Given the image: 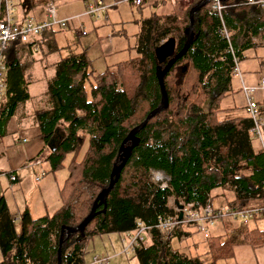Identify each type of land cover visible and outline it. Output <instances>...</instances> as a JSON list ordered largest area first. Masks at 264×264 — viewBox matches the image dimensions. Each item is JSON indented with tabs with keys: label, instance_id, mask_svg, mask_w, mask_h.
Segmentation results:
<instances>
[{
	"label": "trees",
	"instance_id": "trees-1",
	"mask_svg": "<svg viewBox=\"0 0 264 264\" xmlns=\"http://www.w3.org/2000/svg\"><path fill=\"white\" fill-rule=\"evenodd\" d=\"M199 1L192 0L184 9L170 5L163 14L142 18L135 35L136 55L100 73L93 74L83 51L59 57L46 83V107L33 115L44 141L54 127L62 126V136L43 159L49 172L66 170L57 190L59 205L37 217L23 209L14 225L0 195V264H57V257L58 264H83L89 237L123 233L137 221L152 225L157 217L172 212L169 196L200 205L209 191L219 189L220 194L229 191L233 195L223 202L228 208L244 209V204L259 200L264 207V157L252 149L250 119L246 115L217 118V113L226 110L219 102L231 93L227 46L238 58L241 50L252 46V37L263 38L264 12L257 15L243 0H220L219 17L210 2L193 13L188 47L161 79L166 106L123 142V146L133 144L107 191L104 208L97 200L82 230L67 233L64 228L76 225L87 214L97 193L107 185L112 166L121 160V139L158 106L155 74L181 48L188 10ZM145 2L139 0L136 8L142 9ZM160 2L152 1L150 6ZM221 23L232 31L228 42L218 33ZM44 31L49 36L62 32ZM164 39L170 48L159 63L154 52ZM4 65L0 124L17 104L29 99L22 65L17 59ZM256 104L263 114L264 105ZM151 170L167 177L165 186L150 180ZM256 216L264 221V208ZM184 225L192 226L181 224L168 237L151 228L148 240L131 252L137 264H213L231 256L238 237L250 247L264 241V229L256 228L208 235L203 257L178 248L179 236L188 233ZM173 240L176 244H171Z\"/></svg>",
	"mask_w": 264,
	"mask_h": 264
},
{
	"label": "crops",
	"instance_id": "crops-1",
	"mask_svg": "<svg viewBox=\"0 0 264 264\" xmlns=\"http://www.w3.org/2000/svg\"><path fill=\"white\" fill-rule=\"evenodd\" d=\"M46 1L49 0H11L13 5V14L11 17L15 22H18L25 17H30L36 22H41L44 19V4ZM50 1L53 3L56 10L57 7L55 2L56 0H50ZM69 1L76 2L75 0H64V2H69ZM153 1L155 2L164 1L167 3L166 0H153ZM185 1L189 2V0H185ZM100 2H102V0H95V2L92 4L96 6V4L97 3L99 4ZM109 4L110 3L108 4L106 3V5H104L101 3V6H105V8L99 11V13L94 17V19H98L100 13L105 11L106 8L114 7L116 5H119L120 3L114 4L111 7L108 6ZM187 4L181 7H186ZM87 5H89L87 2H83L79 9L82 10ZM167 5L169 4L167 3ZM154 6H157V3H155ZM169 8L170 5L169 7L161 6L159 8L160 10L159 13L156 14H163L167 12ZM254 12L257 14L259 13L256 10H254ZM74 14L78 15L80 13L78 14L74 13ZM74 14L65 15V16L61 15L60 17L69 18L75 16ZM82 17H86V16H82ZM69 22H67L65 27L62 29L49 28L46 30H51V31L56 29L61 31L66 30ZM221 25L223 24L221 23ZM79 27L83 29V26L81 24H78V27L74 29L76 36H78L77 29ZM225 30L228 36L229 33L232 32L228 30L229 31L228 33L227 29ZM54 32L55 33L53 34V36H49L47 34V31H44L43 33L45 34L42 33L39 36L28 37L25 42H21L15 39L14 41L10 42L9 46L7 47L3 55L4 64H7L12 60L17 59V61H19V63L22 65L23 80L25 81L26 91L29 95V99L23 103L17 104V106L13 111V114L10 117H7L3 121V123L0 124V164L2 165V167L0 168V172H10L13 174L14 177L12 185L8 187L6 178L4 176H0V180H1L0 185L4 184V186L8 189L5 190L7 192H4V189H2V187L0 186V195L4 199L8 213L10 214L9 208L14 210V212L10 214V216L13 218L14 225L17 224V214L23 209H26L31 217H37L42 214L51 213L59 205L57 190L66 175L65 171L60 172V168H59L57 170L49 172L50 175L46 177L45 174L47 171L48 164L45 169L41 167V163L45 161L43 159L47 155L48 151L55 146L59 138L62 136L63 133L62 126L57 125L56 127H54L49 138L46 141H44L39 134L37 125L33 118L35 112H38L46 107V100L44 95L46 83L53 76L54 65L59 59V51L61 47L58 46L55 40V34L57 33V31ZM112 33L113 32H111V34ZM251 42H252V46L248 47L247 49L254 47H264V37L263 38L252 37ZM53 47H55L54 50ZM80 48L81 51L85 53L86 58L88 60H91L88 55L89 50L87 49V47L85 46ZM247 49L241 50L239 52L237 58L238 63L245 64L247 61L246 59L250 58V56L243 55V51ZM251 72L257 73L256 70L247 69L246 71L242 72L245 83L241 78L240 79L245 85L255 87L258 85L259 80L264 78L262 76H258L257 78L258 81H255V83H251V77H252ZM229 90L232 91L231 86H229ZM256 91H264V90H256ZM226 97L228 96H225L222 100H224ZM253 101H255L258 104L264 105V103H260L257 100L253 99ZM243 106H244V102L243 104H241V106H239V108L242 111L241 113L235 108L236 106H232V105H227L225 108H221V109H226L227 115L229 117L244 116L245 113L243 110ZM262 116L264 117V113L262 114ZM252 140L254 139L252 138ZM252 140H251V145L253 151L255 152L259 150L261 151L259 145H258V149L254 148L255 142ZM34 160L35 161L38 160V163H35ZM40 170H43L44 174L39 176L38 179L35 180L34 177L35 175H38ZM152 171H159V170H152ZM25 172L27 173L31 172L32 181H34L37 184L36 187L29 188L27 193H25V189L27 188ZM219 192L221 193V190L219 189L211 190L208 192L210 202L212 201V196L214 197L215 194L221 196L223 195L220 194ZM225 193H226L225 194L226 201H230L233 196L232 193L229 191H226ZM213 206L223 208V206H218V205H213ZM255 216L251 218L254 219L259 217V216L257 217ZM261 219L252 221V226H250V228H240V229L248 230L251 228H256L262 230L264 229V221L262 222ZM211 227L216 228L217 233L215 235H220L223 234L224 232L232 234L234 233L235 229H237V228H232L229 221H225V220L221 221L219 226H216L214 221L213 224L209 227V229ZM169 234L164 236L168 237ZM208 235H212V234L209 232ZM238 236L239 234L237 235V237ZM147 237H148V233L145 236L144 242L147 239ZM235 241L236 243L231 247L232 254L228 262H231V264H264V241L257 247H250L245 241L244 242L240 241L239 237ZM89 257L85 258L84 255V261H87Z\"/></svg>",
	"mask_w": 264,
	"mask_h": 264
},
{
	"label": "rangeland",
	"instance_id": "rangeland-1",
	"mask_svg": "<svg viewBox=\"0 0 264 264\" xmlns=\"http://www.w3.org/2000/svg\"><path fill=\"white\" fill-rule=\"evenodd\" d=\"M75 1L76 2H64V0H56L55 2L57 6V16L61 18V15L65 16L74 13L78 14L83 10L79 9L83 2H87L89 5H93L92 3L95 2V0ZM114 1L116 0H102L101 3L106 5V3H112ZM152 1L153 0H146L142 10L139 11L136 7L132 6L131 4L129 5L127 2H124L114 7L106 8L105 11L100 13L98 19H94V17H81L78 19L71 20L68 23L66 30H63L61 33L55 34L56 43L59 47H61L59 51V57L69 56L78 53L81 51L80 47L86 46L89 50L88 55L91 59L90 70L93 72V74L99 73L106 66H109L113 63L134 57L136 55L134 50L135 35L138 32V27L142 18L148 16L149 13H159V8L161 6L169 7V5H167V3L164 1L157 3V6L155 7H151L150 4ZM187 3L189 2L184 0L183 3L181 2L180 4H176L175 6H178L180 9H184L185 7L181 6H184ZM78 24H81L83 26L85 35H75L74 29L78 27ZM111 32L113 33L111 34ZM164 44H169V41L167 39H164L159 42L158 46L161 47ZM243 55L250 56L249 59H246L247 61L245 64L238 63L240 78L243 80V82L245 83L242 72L246 71L247 69H253L257 71V73L251 72V83H255V81H258V76H262L264 78V47H254L247 49L243 51ZM230 86L232 89V91H230L231 93L227 95L228 97L219 102V107L225 108L227 105L236 106L235 108L241 113L242 111L239 106L243 104V99L238 91V80L236 77L231 78ZM252 98L254 100L259 101L260 103H264V91L254 92L252 94ZM227 117L229 116L227 115L226 110L217 113L218 119ZM252 141L255 142L254 148L258 149L257 142L255 140ZM65 161L66 159H64L63 163H65ZM1 167L2 165L0 164V168ZM41 167L45 169L47 167V162L43 161L41 163ZM63 169L64 168H60V172L65 171L66 174V170ZM25 173L27 186V188L25 189V193H27L29 188L36 187L37 184L32 181L31 172ZM45 175L46 177H48L50 175L49 171H46ZM0 186L2 187V189H4V192H7L5 191L7 188L4 186V184H1ZM225 194L226 193L224 192L222 196L217 195L212 197L211 203L213 205L223 206V208L226 209V203L223 204V202L226 200ZM261 204L262 202L259 200L251 203L250 205L244 204L243 208H257L260 207ZM9 212L10 214H12L14 210L9 208ZM260 219V217L254 219L247 218L245 223H243L241 222V218H231L229 216H223L222 218L216 219L215 224L216 226H219L220 222L225 220L229 221L232 228H250V226H252V221ZM261 221L263 222L262 219ZM184 227L186 228L188 233L184 237H181L183 235L179 236L180 239L178 240V248L182 251L187 250L186 252L189 254L198 253L204 257L205 245L204 238L202 237L201 233L196 231L193 226L184 225ZM208 231L212 235H215L217 233L215 227H211L210 229H208ZM225 235H228V233L226 232ZM121 236L122 233L114 232L89 237L84 243L85 258L91 256V254H102L107 257V264H137L135 257H133L131 253L120 252L119 238ZM147 240L148 237L145 242ZM176 242V240H173L171 244H176ZM229 260L230 256H226L225 258L216 259L213 264H231V262H228Z\"/></svg>",
	"mask_w": 264,
	"mask_h": 264
},
{
	"label": "built area",
	"instance_id": "built-area-1",
	"mask_svg": "<svg viewBox=\"0 0 264 264\" xmlns=\"http://www.w3.org/2000/svg\"><path fill=\"white\" fill-rule=\"evenodd\" d=\"M166 1L169 5H176L180 4L184 0ZM190 1L191 0H189V2ZM121 2H129L132 6L137 7L139 0H116L108 6L111 7L114 4ZM209 2L210 9L219 17L220 10L223 6L218 0H210ZM243 4L253 7L258 12H264V0H243ZM104 8L105 6H101L100 2L96 6H85L82 12L78 15L69 18H59L53 3L49 0L44 4V19L41 22H36L30 17H25L20 21L15 22L11 17L13 14V5L11 0H0V99L2 98L4 90L3 72L5 67L3 55L10 42L15 39L25 42L28 37L39 36L41 32L49 28L62 29L70 20L77 19L82 16L95 17L99 11ZM84 33L85 32L81 27L77 29L78 36H83ZM218 33L228 42V35L223 25H221L218 29ZM227 51L231 61V76L236 77L238 80V90L244 102L243 110L246 117H248L251 122V127L249 129L250 135L258 142L264 156V134L262 132L264 117L262 116L256 102L252 99V94L256 90H264V79H260L258 85L255 87L245 85L240 79L238 59L232 53L229 45L227 46ZM34 162L38 163V160H34ZM43 174L44 171L40 170L38 175H35L34 179H38V177ZM0 176H4L6 178L8 187L12 185V173L0 172ZM149 178L153 183L161 187L165 186L167 180V177L161 171L151 170ZM168 204L172 211L169 215L157 217L155 223L152 225H144L137 221L132 230L122 233V236L119 238L121 253H131L137 249L144 241L146 234L151 228L155 229L158 233L168 235L174 228L186 223L192 225L194 229L200 232L204 238L208 236V229L216 219L222 218L223 216H229L231 218H241V222L245 223L247 218H251L253 215L255 216L256 214H259V211L264 208L257 207L241 210L214 207L210 202L208 194L206 195L204 203L200 205H194L192 201L186 200L183 197L175 196H169ZM83 264H107V257L102 254H92Z\"/></svg>",
	"mask_w": 264,
	"mask_h": 264
},
{
	"label": "water",
	"instance_id": "water-1",
	"mask_svg": "<svg viewBox=\"0 0 264 264\" xmlns=\"http://www.w3.org/2000/svg\"><path fill=\"white\" fill-rule=\"evenodd\" d=\"M210 0H200L199 2H197L196 4H194L192 7L189 8L188 13H187V27L184 31V42L181 46V48L178 50V52H176L163 66V68L156 72L155 74V78H156V82H157V86H158V90H159V103L158 106L153 109L150 113H148L139 123H137L136 125H134L133 127H131L127 133L124 135V137L121 139L119 146H118V151H121V160L119 161L118 164L113 165L110 173H109V178H108V182L107 185L105 187H103L102 189H100V191L97 193L95 199L92 202V206L89 209V211L87 212V214L74 226L71 227H64L66 229V232H75V231H80L82 230L83 226L85 225V223L90 219V217L93 215V210H94V206L96 204V201L98 200L99 203H102V209L104 208V199L105 196L107 194V191L110 189L113 181L116 179L118 171L120 169V167L122 166L125 158L127 157V155L129 154L130 148L132 146L133 143H130L127 146H123V142H125L127 139H131L133 138L134 134L136 133V131L142 127V125L145 123V121L147 120L148 117H150L151 115H153L154 113H157L160 109L164 108L166 106V98H165V94L163 92L162 89V84H161V79L162 76L165 74V72L167 71V69L170 67V65L179 57H181L187 47L188 44L190 42L191 39V24H192V15L195 11H197L200 7H202L203 5H205L207 2H209ZM220 1V0H218ZM170 44H164L161 47L157 48L154 52L155 58L157 60V62H162L164 60L165 54L167 52V49L170 48L169 46ZM63 228V226L61 227ZM57 256H58V249H57ZM57 264H58V257H57Z\"/></svg>",
	"mask_w": 264,
	"mask_h": 264
}]
</instances>
